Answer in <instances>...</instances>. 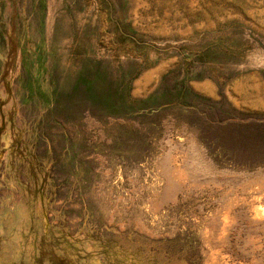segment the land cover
I'll return each mask as SVG.
<instances>
[{"label":"rangeland","instance_id":"rangeland-1","mask_svg":"<svg viewBox=\"0 0 264 264\" xmlns=\"http://www.w3.org/2000/svg\"><path fill=\"white\" fill-rule=\"evenodd\" d=\"M164 123L264 168V0H0V264H199L193 206L175 237L103 210L120 168L141 192Z\"/></svg>","mask_w":264,"mask_h":264},{"label":"bare ground","instance_id":"bare-ground-1","mask_svg":"<svg viewBox=\"0 0 264 264\" xmlns=\"http://www.w3.org/2000/svg\"><path fill=\"white\" fill-rule=\"evenodd\" d=\"M109 123L112 127L126 124L124 118H110ZM163 127L159 154L152 160L151 172L146 170L141 192L130 195L123 191L119 169L118 183L103 209L109 223L127 228L130 206L138 210L134 218L138 231L152 237H175L181 227L171 213L193 206L199 264H264V168L253 173L222 170L194 135L183 146L172 137L167 123ZM100 135L102 138L101 130ZM138 177L139 172L133 175L132 185L138 183ZM165 220L170 223L167 228Z\"/></svg>","mask_w":264,"mask_h":264}]
</instances>
